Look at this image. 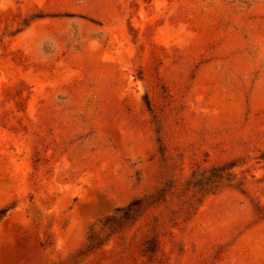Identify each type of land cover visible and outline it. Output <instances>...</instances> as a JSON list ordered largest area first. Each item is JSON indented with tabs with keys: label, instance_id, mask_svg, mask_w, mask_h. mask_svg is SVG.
<instances>
[{
	"label": "rangeland",
	"instance_id": "374dc122",
	"mask_svg": "<svg viewBox=\"0 0 264 264\" xmlns=\"http://www.w3.org/2000/svg\"><path fill=\"white\" fill-rule=\"evenodd\" d=\"M0 264H264V0H0Z\"/></svg>",
	"mask_w": 264,
	"mask_h": 264
}]
</instances>
